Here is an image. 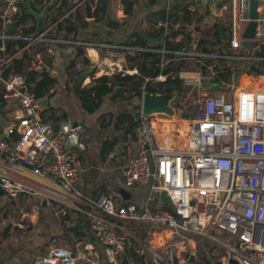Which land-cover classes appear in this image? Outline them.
<instances>
[{"label": "built area", "instance_id": "built-area-1", "mask_svg": "<svg viewBox=\"0 0 264 264\" xmlns=\"http://www.w3.org/2000/svg\"><path fill=\"white\" fill-rule=\"evenodd\" d=\"M25 1L0 0L1 44L24 40L27 48L47 42L42 34L22 38L4 31ZM67 1L69 9L64 16L84 7L85 0ZM89 1L97 4V0ZM177 1L182 0H165L155 46L74 43L96 62L95 75L106 77L137 75L136 66L127 67V60L138 54L155 55L158 74L143 79L144 93L147 85L154 87L169 78L180 81L176 92L186 90L188 100L196 96L191 113L180 114V121L185 123L177 130L169 129L177 125L169 122L174 117L157 113L144 116L139 112L135 140L129 138L126 143L121 175L127 189L148 186L143 201L121 204L113 194H101L90 208L81 211L94 239L105 249L109 264H123L120 254L125 250L135 255L143 252L142 247L125 245V237L119 232L122 227L117 225L124 221L150 226L159 234L146 238V244L153 245L146 249L151 264H197L203 240L225 250L222 264H230V260L236 264H264V86L235 89L230 98L220 90L227 87L230 93L231 86L216 82L222 69L235 61L239 67L264 66V57L255 56L264 48V0H256L258 19L249 48L243 46L242 35L250 21V0H222V7L210 8L213 18L222 11L226 13L227 53L199 50L196 40L178 50L169 46L173 43L169 31L178 28L170 16ZM188 1L179 6L186 4L188 10ZM89 50L96 53V59ZM12 59H0V73ZM205 83L217 85L218 91L207 89ZM0 94L3 100L16 102L18 113L16 138L0 140V191L15 198L47 190L56 202L77 208L79 193L73 191V186L79 177L80 162L75 149L80 144L82 122L61 125L52 133L51 125L38 117L36 98L20 74L13 72L8 82H0ZM22 173L30 178H19ZM161 193L173 210L161 201ZM154 235L158 241L152 244ZM81 260L86 261L81 253L57 247L39 259L42 264H79Z\"/></svg>", "mask_w": 264, "mask_h": 264}, {"label": "crops", "instance_id": "crops-1", "mask_svg": "<svg viewBox=\"0 0 264 264\" xmlns=\"http://www.w3.org/2000/svg\"><path fill=\"white\" fill-rule=\"evenodd\" d=\"M223 2L225 1L216 3L212 0H189L187 11L182 10L172 15L178 25V35L172 38L173 43L186 42V34H189L191 40L203 43L198 45V49L203 51H211L204 46L205 42L213 45L220 43L221 39L227 42L226 13L222 11L218 18L210 16V8L213 5L222 7ZM165 5V0H104L101 3L97 0V4L92 6V18L86 17L83 7L71 14L70 18L60 21L69 9L67 0H26L19 6L17 15L10 23L14 29H3L22 38L35 37L41 31L40 34L47 42L34 43L31 48H18L17 41L1 44L0 59L22 58V73L17 74L25 82L31 71L45 73L53 80L52 85L43 88L39 86L43 79L40 74L35 80L26 82L30 93L34 96L40 93L38 98L35 96L36 111L42 121L51 125L52 133L61 125L72 124L77 120L82 122L83 129L80 144L75 149L80 162L79 177L73 186V191L79 193V201L75 202L77 208L71 206L65 209L47 190L30 191L15 198L0 191V264H34L56 247L82 254L81 245L85 242L94 247L95 251H88L89 257L79 264H86L87 260V264H109L105 249L94 239L81 210L90 208L94 198L101 194H113L121 204H125L122 199L125 192L134 197L130 203H140L145 198L148 186L127 189L123 185L121 168L126 160L127 150L121 151L129 138L135 140L136 128L128 129L129 121L117 123V117L123 113L134 116V121L138 123L139 111L130 103L114 100L111 94L104 96L100 107L92 113L82 108L75 91L90 87L94 77L98 75L94 73L92 76L96 62L90 61L84 49L74 43L107 42L128 45L140 38L147 47L155 46L158 43L156 31L163 18ZM97 7L100 8L98 11ZM1 8L0 3V11ZM46 50L51 51L54 62L51 69L43 72L38 55ZM89 53L96 59L94 51L90 50ZM77 78L80 81L77 82ZM238 86L239 81L236 90L240 89ZM0 112L6 113L4 116L0 113V140L7 136L15 139L18 114L16 102L5 101L0 94ZM170 121L185 123L178 118ZM172 127L176 130L179 128L174 124L169 128ZM112 143L114 145L110 148ZM4 173L9 175L5 171ZM10 174L17 176L12 172ZM22 176L19 178H30L27 173H22ZM117 225L122 227L119 232L125 237V245L142 247L143 252L139 255L125 250L128 262L143 264L140 262L142 260L144 264H151L146 249L153 245L146 244V238L153 233L157 236L159 234L147 225H135L126 221L118 222ZM156 235L151 240L152 244L158 241Z\"/></svg>", "mask_w": 264, "mask_h": 264}, {"label": "trees", "instance_id": "trees-1", "mask_svg": "<svg viewBox=\"0 0 264 264\" xmlns=\"http://www.w3.org/2000/svg\"><path fill=\"white\" fill-rule=\"evenodd\" d=\"M104 0H98L99 3H101ZM182 2H177L174 3L171 9V15L172 16L174 13L179 12V11H187V5L185 4L183 7L179 6V4H181ZM97 11L100 9L99 7L96 8ZM173 12V13H172ZM165 14H163L164 17ZM176 35H178V30L177 29H170L169 31V36L170 37H175ZM186 42H178V43H170L169 46L172 49L178 50V49H182L184 44H188L191 40V38L189 37V34H186ZM136 43H133L134 45H141L144 48H147V46L145 45V43L143 41H140V38H136ZM200 45L203 43H199ZM16 45L18 46V48H24L26 46V42H22V41H17ZM128 45H132V43L128 44ZM0 46H1V41H0ZM206 50V49H205ZM264 48L261 47L257 52H256V57H264ZM158 58L155 55H147V54H143L142 55V60L141 62L136 66L137 70L139 71L140 77L142 79L144 78H152L155 77L158 74V70H157V64H158ZM11 64L13 66V72L14 73H22V58L20 59H12ZM239 62L235 61L232 63L231 67H226L224 69H222V71L217 75L216 77V82L217 83H225L226 85H230L231 84V78L234 75V72L238 69L239 67ZM95 70L92 71V76H94ZM43 76V79L41 80L39 86L41 88L45 87V86H49L52 85L53 80L48 78L46 76L45 73L42 72H36V71H31L27 74L26 77V82H31L33 80H35V78L38 75ZM127 80H132L134 79V76H125L123 77ZM94 83V85L85 88V89H80V90H76L75 93L78 96L82 108L84 110H86L89 113L94 112L97 108L100 107V104L102 102V98L104 96L110 95L111 94V89L109 87V81H108V77L106 76H102L99 77L97 79H94L92 81ZM180 87V81L178 79H167L164 83L161 84H157L154 87H150V86H146L145 87V91L152 93V94H172L174 93L178 88ZM35 96L38 98L40 96V93L35 94ZM136 116V115H135ZM135 117L134 116H130L127 113H123L121 115H119L117 117V123H121L123 121H126L129 123V126L127 127L130 130H133L136 128L137 126V122L134 121ZM116 141V140H115ZM113 141V142H115ZM114 144H110V148H112ZM97 197V196H96ZM83 239V235L81 236Z\"/></svg>", "mask_w": 264, "mask_h": 264}, {"label": "rangeland", "instance_id": "rangeland-1", "mask_svg": "<svg viewBox=\"0 0 264 264\" xmlns=\"http://www.w3.org/2000/svg\"><path fill=\"white\" fill-rule=\"evenodd\" d=\"M71 17V14L68 16H64L60 19L61 20H66L68 18ZM213 38L215 39V35H213ZM65 40V39H63ZM216 41V40H215ZM131 42H135V41H131ZM130 42V44H131ZM217 42V41H216ZM225 40L221 39L220 43L217 42L215 45L206 43V45H204L206 48L211 49V51H222L224 53L229 52V49L227 47V45L225 44ZM136 43V42H135ZM133 44V43H132ZM34 46V45H33ZM203 46V47H204ZM204 47V48H205ZM31 48V46L29 47ZM142 60V55L138 54L135 55L133 58H131L130 60L128 59L126 62V66L127 67H135L137 66ZM245 66H248V64H244ZM240 68V67H239ZM238 70L237 69L234 72V75L231 78V92L227 93V87L222 88V90H220L221 93H225L228 94V97H232V93L233 91L236 89V86L238 85ZM138 74H134V79L132 80H127L123 77H121L119 74L115 75V76H111L108 77V81H109V87L111 89V95L113 97V99H118V101H123L125 103H130L131 105H134L135 110L138 111V107L141 105L142 99L144 97V86H143V79L140 77L139 71H137ZM104 76L103 74H100L98 76H95L94 79H97L99 77ZM93 85L90 84V86ZM89 86V85H88ZM264 86V74H257L253 77H251V79H245L244 82L239 83V88H246V89H251V88H256V87H263ZM185 92L186 90H182L179 92H174L173 94L168 95V100H170L169 105H170V109L169 112H163L165 114V116H167L168 118L174 117V118H178L179 120H181V113H191L192 110V104H193V100L194 98H196V96H193L191 99L188 100V98H186L185 96ZM235 92V91H234ZM146 93V92H145ZM160 95V94H158ZM162 95V94H161ZM3 116L6 113L0 112ZM171 122V121H170ZM183 123H178L177 126H180ZM126 140V139H125ZM124 150L121 151L124 152L126 151V146L123 145ZM127 152V151H126ZM133 195H130L129 193L125 192L122 195V199L124 200V203H130L133 200ZM61 206H64V208H69L71 207L68 203L65 204H61ZM65 208V209H66ZM202 246H203V250H199L198 252V262L197 264H215L216 261H220V258L222 256L225 255V250L222 249L221 247L212 244L211 242L208 241H202ZM141 263L144 264V262L141 260Z\"/></svg>", "mask_w": 264, "mask_h": 264}, {"label": "water", "instance_id": "water-1", "mask_svg": "<svg viewBox=\"0 0 264 264\" xmlns=\"http://www.w3.org/2000/svg\"><path fill=\"white\" fill-rule=\"evenodd\" d=\"M216 3H220L222 2V0H212ZM92 2L89 0H85L84 1V8H85V13H86V17L87 18H92ZM249 18L250 21L247 24L244 33L242 35V38L244 39L243 41V46L245 48H249L251 41H253L255 39V30H256V20L258 19V13H257V1L256 0H250V9H249ZM11 29H14V26L11 24H8L6 26V30L7 31H11ZM41 31L38 32V34H40ZM39 61L42 65V71L46 72L48 69H51L53 66V62H54V57L51 53L50 50H46L41 52L39 55ZM13 73V66L10 63L9 65H7L0 73V82H8L10 80V76ZM76 81H80L79 78L76 79ZM205 87L209 90L218 91V86H211L209 83H205ZM173 94V93H172ZM168 95L170 94H152L149 92L144 93V97L142 99L141 105L138 107V111L144 115V116H148L151 114H164L163 112H169L170 109V105L169 102L170 100H168ZM45 101H47V99H45ZM39 106V103H38ZM40 107V106H39ZM165 115V114H164ZM160 199L161 201L167 203L170 207L171 210H173V207L170 203V201L166 198L164 193H161L160 195ZM81 252L85 257H89V255H87L88 251H91L92 253H94L95 248L91 247V245L87 242L83 243L81 245ZM120 259L122 261L123 264H130L128 262V259L126 257V255L124 253L120 254ZM230 264H236L235 261L230 260L229 261ZM34 264H42L41 261L36 262ZM215 264H222L221 261H216Z\"/></svg>", "mask_w": 264, "mask_h": 264}, {"label": "bare ground", "instance_id": "bare-ground-1", "mask_svg": "<svg viewBox=\"0 0 264 264\" xmlns=\"http://www.w3.org/2000/svg\"><path fill=\"white\" fill-rule=\"evenodd\" d=\"M90 51V50H89ZM264 74V66H242L241 69L238 72V76H239V83L244 82L245 79H251V77L257 75V74ZM261 88V87H259ZM257 89V88H255ZM174 127V126H173ZM169 128L174 129V128Z\"/></svg>", "mask_w": 264, "mask_h": 264}]
</instances>
